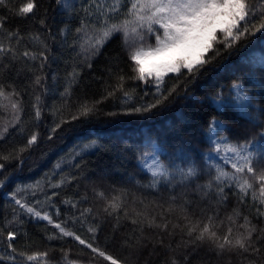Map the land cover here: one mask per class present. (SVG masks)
I'll return each mask as SVG.
<instances>
[{"label":"trees","instance_id":"16d2710c","mask_svg":"<svg viewBox=\"0 0 264 264\" xmlns=\"http://www.w3.org/2000/svg\"><path fill=\"white\" fill-rule=\"evenodd\" d=\"M12 2L19 3V0ZM258 3H264V0H258ZM49 8L51 10L48 16L52 19L48 20V25L54 33H60V29L64 28L68 21L57 14L54 0H43V8L37 14V18L24 19L9 13L7 8H0V16L7 18L6 30L19 29L24 35L43 33L44 29L38 23V18L43 16V9ZM77 26L78 21L71 22L73 29ZM72 38V35L65 37L61 33L51 45L56 59L50 67L44 69V73L48 76L49 85H58L53 89L55 95L52 92L45 94L41 88H36L33 92L31 87H26L30 85L31 73L17 77L15 72H10L3 76L6 86L14 84L18 90L24 89V126L27 133L36 132L39 135L37 144L23 153L22 166L15 159L3 161L5 164L3 174L11 176V179L4 189H0V229H3L0 233V256L5 257L0 260V264H13L7 259L12 254L8 248V231L17 233L14 246L18 252H26L28 255L35 252L48 253L46 262L41 258L26 261L17 257L15 264H68L69 260L75 261L76 264H110L96 256L86 246L80 245L73 237L61 236L59 230L54 227L55 223H60L67 230L92 243L94 247L113 255L121 264H171L173 257L178 264H249V260L254 258L247 257V254L217 255L207 244L178 247L182 239L185 241L188 239L185 225L189 221L207 223L208 217L213 216L216 229L222 234L227 230L229 223L227 218L233 215V209H239L241 212L240 218L235 220L234 229L243 223L244 216H247L258 229H264V216H258L256 212L259 202L257 201L254 207L250 195L247 202L241 204L234 195L236 189L231 191L225 189L229 195L228 201L220 203L215 187L207 195H205L207 189L203 187L215 176L213 165L219 164L232 171L231 165L224 164L221 159L222 154L211 153L212 161L207 160L211 147L203 135L207 122L213 116L224 121L231 131L221 132L220 135L228 136L233 142L242 139L251 131L246 118H238L233 111L218 110L206 99L221 89L227 95L232 82L240 76L235 70L238 64L237 56L229 55L222 45L215 44L213 48H221L220 56L213 64L206 66L195 80L188 76L187 92L183 91L182 84L181 89H178L180 96L166 109L154 110L153 114L146 116L122 114L109 117L106 115L107 112H122L124 108L121 101L126 98L117 92L115 98H110L99 106L101 111L96 116L87 121L64 124L50 140L48 137L51 128L60 119L70 120L79 101L85 98L99 99L105 94L108 84L116 83L114 77H109L106 69L112 68L113 71L123 69L126 77L133 75L122 38L117 34L92 61L91 69L81 66L80 81L73 88L71 96L61 97L65 77L72 71L71 58L74 55L69 47L62 46L61 41L67 39L70 44ZM217 38L222 39L220 32H217ZM24 44L30 50H36L37 45L34 42L26 39ZM205 55L211 56L212 51ZM38 64L37 61V67ZM186 73V69L181 70V80ZM176 75L169 73L165 77L163 87H171L176 83ZM132 87L135 88V93L128 106L153 102L156 93L154 83L126 80L125 88ZM6 90L10 89L6 87ZM36 95L41 96L39 121L34 119L32 107ZM255 103L260 105L264 104V101L257 99ZM11 120V108L0 109V128L8 126V133L0 140V152L4 155L14 149L18 150L26 143L27 133L20 132L19 126L10 127ZM90 140H96L98 147L81 153L83 144ZM150 140L159 146L162 160L167 162L170 157H177L176 163L184 167L194 163L199 169V176L182 180L176 175L171 181H161L156 186H150L151 174L142 170L137 160L139 150ZM58 162L59 168L56 167ZM37 181L40 182L38 188H28L18 193L17 198L35 207L42 214L46 212L52 217L53 224L31 217L7 195L15 191L17 185H35ZM53 184L59 186L53 188ZM101 191L109 200L116 196L123 201L121 207L111 215L104 211L107 201L97 196ZM37 200L40 201L39 204L36 203ZM66 200L70 203H65ZM88 209L92 211L88 212ZM261 211H264V208ZM125 212L128 213L127 216ZM137 213L143 215L137 216ZM185 216L188 220L184 219ZM14 217L19 219L14 221ZM133 219H137L138 223L133 224ZM153 219L155 224L168 223L169 231L164 232L156 227L149 228L148 221ZM10 221L13 222L9 224ZM174 224H179L180 227L172 233ZM90 227L95 229L94 233L89 232ZM181 228H184L183 233ZM52 235H56L57 238L49 240L48 237ZM161 237L164 239L163 246L159 244ZM136 238L142 239L144 243L134 246ZM169 244L175 251L169 249ZM65 253L68 254V260L63 258ZM260 264H264V261Z\"/></svg>","mask_w":264,"mask_h":264},{"label":"snow or ice","instance_id":"6c2138e0","mask_svg":"<svg viewBox=\"0 0 264 264\" xmlns=\"http://www.w3.org/2000/svg\"><path fill=\"white\" fill-rule=\"evenodd\" d=\"M54 2L57 5V14L68 21L65 27L60 29V33H54L48 25V20L52 19L48 16L50 8L43 9V16L38 18V23L44 29L43 33L24 35L19 29L6 30L7 18L0 16V109L11 108L12 120L9 126L12 128L19 126L20 132L27 133L23 122L24 89L18 90L14 84L6 86L3 76L10 72H15L17 77L31 73L30 85L26 87H31L33 92L36 88H41L45 94L52 92L55 95L53 89L58 85L48 84V76L44 73V69L50 67L56 59L51 45L56 42L57 35L61 33L65 37L72 35L70 44L67 39L61 41V44L74 52L71 58L72 71L65 77L61 97L71 96L73 88L79 84L81 66L91 69L92 61L117 34L122 38L133 75L126 77L123 69L119 71H113L112 68L106 69L109 77H114L116 83L108 84L105 94L99 99L85 98L79 101L70 120L60 119L51 128L48 137L50 140L56 136L64 124L87 121L96 116L101 111L99 106L106 100L115 98L117 92L126 98L121 101L124 108L122 112H107L106 115L109 117L122 114L146 116L153 114L154 110L166 109L180 96L178 89H181L182 84L183 91L187 92L188 76L195 80L206 66L213 64L220 56L221 48H213L215 44H220L229 52V55L237 56L238 64L235 70L240 73V76L232 82L227 95L221 89L206 99L210 100L218 110L233 111L238 118H246L251 131L242 139L233 142L228 136L220 135L221 132L231 131L224 121L213 116L207 122L203 130V135L211 146L207 160L212 161L211 153L218 155L222 153L221 159L224 164L231 165L232 171L226 170L219 164L213 165L215 176L203 186L207 189L205 195L215 187L219 202L226 203L229 195L225 189L230 191L236 189L234 195L238 197L241 204L246 203L250 195L254 207L256 202H259V207H256L258 216H264V211H261L264 208V104L255 103L257 99L264 101V39H261L264 37V3H258V0H54ZM0 8H7L9 13L24 19H33L37 18V14L43 8V0H19V3H13L12 0H0ZM73 21H78V26L74 29L71 27ZM217 31L221 33L222 39L217 38ZM26 39L37 45L36 50H30L24 44ZM210 50L212 55L206 57L205 54ZM154 57H170V59H161L159 63L146 67L145 61ZM182 69L187 70L183 80L180 79ZM169 73L177 74V82L171 87H163L165 77ZM53 79L55 80V77ZM126 80L143 81L145 84L154 83L156 93L153 102L140 106H128L135 88L126 89ZM6 87L10 90H6ZM40 102L41 96L36 95L35 103L32 105L36 121H39L41 117ZM7 133L8 126L0 128V140H3ZM38 135L36 132L27 133L23 147L14 149L7 155L0 152V189H4L11 179V176L3 174L5 169L3 161L15 159L22 166L23 153L37 144ZM94 147H98L97 141L90 140L83 144L81 153ZM176 159L177 157H170L167 162L162 160L156 143L151 140L139 150L137 156L141 167L151 174L150 186H156L161 181H171L176 175H179L182 180L199 176V169L194 163L184 167L176 163ZM56 167H60L59 162ZM39 183L37 181L35 185H17L15 191L7 195L15 205L31 217L53 224L52 217L46 212L42 214L35 207L17 198L18 193L28 188H38ZM58 186L52 185L53 188ZM97 196L107 201L104 211L109 215L116 212L123 204V201L116 196L109 200L103 191L98 192ZM36 203L39 204L40 201L37 200ZM65 203L70 201L66 200ZM127 215L128 213L125 212V216ZM240 216V210L233 209V215L227 218L229 221L227 230L222 234L216 229L213 216L208 217L207 223L189 221L185 225L188 239L187 241L182 239L178 247L207 244L217 255L247 254V257L254 258L249 260V264H260L264 261V229H258L247 216H244L243 223L234 229L235 220ZM18 219V217L13 218L14 221ZM184 219L188 220V217L185 216ZM12 222L10 221L9 224ZM132 223L136 224L138 220L133 219ZM220 223L223 225V221ZM54 227L59 230L61 236L73 237L80 245L86 246L92 253L110 264H121L120 260L113 255L99 247H94L92 243L67 230L60 223H55ZM148 227L160 228L164 232L169 231L168 223L155 224L154 219L148 221ZM178 227H180L179 224H174L172 233ZM2 232L3 229H0V233ZM89 232L94 233L95 229L90 227ZM181 232H184V228H181ZM16 236L15 231L7 232L8 248L12 253L7 259L13 264L17 261V257L24 258L26 261H36L41 258L46 262L47 252H35L31 255L22 251L18 252L14 246ZM55 238H57L56 235L48 237L49 240ZM143 243L142 239L136 238L134 246ZM159 244L164 245L163 237L159 239ZM168 247L171 251H175L171 244ZM63 258L68 260V254L65 253ZM3 259L5 257L0 256V260ZM186 261L187 257H185ZM68 264H76V262L69 260ZM171 264H178L175 257L171 260Z\"/></svg>","mask_w":264,"mask_h":264},{"label":"rangeland","instance_id":"374dc122","mask_svg":"<svg viewBox=\"0 0 264 264\" xmlns=\"http://www.w3.org/2000/svg\"><path fill=\"white\" fill-rule=\"evenodd\" d=\"M217 32H219V31H217ZM161 59H170V57H154V58H150V59H148V60L145 61L146 67H147V66H150V65H152V64H154V63H159ZM157 147H158V150H159V152H160V148H159L158 145H157ZM221 154H222V153H221ZM222 155H223V154H222ZM139 166H140V168H141L142 170H144L145 172H147L145 169H143V168L141 167L140 164H139ZM147 173H148V172H147ZM149 174H150V173H149Z\"/></svg>","mask_w":264,"mask_h":264}]
</instances>
